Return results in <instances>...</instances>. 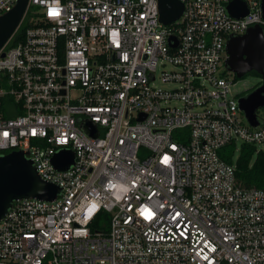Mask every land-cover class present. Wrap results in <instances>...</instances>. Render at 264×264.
I'll list each match as a JSON object with an SVG mask.
<instances>
[{
  "label": "built area",
  "instance_id": "built-area-1",
  "mask_svg": "<svg viewBox=\"0 0 264 264\" xmlns=\"http://www.w3.org/2000/svg\"><path fill=\"white\" fill-rule=\"evenodd\" d=\"M180 1L164 24L158 0H27L0 46V155L23 151L60 192L13 201L0 264H264V188L219 152L264 151V113L247 121L226 65L230 37L264 28L261 0L238 18Z\"/></svg>",
  "mask_w": 264,
  "mask_h": 264
},
{
  "label": "water",
  "instance_id": "water-1",
  "mask_svg": "<svg viewBox=\"0 0 264 264\" xmlns=\"http://www.w3.org/2000/svg\"><path fill=\"white\" fill-rule=\"evenodd\" d=\"M27 0H19L15 8L0 16V46L7 40L17 26ZM160 21L164 24L176 20L183 11L180 0H158ZM264 15V0H261ZM227 9L234 17H243L249 7L245 0H231ZM228 69L238 78L250 71L262 76V83L247 95L239 98L240 109L247 121L258 125V110L264 107V28L257 24L242 35L230 37L227 44ZM53 165L60 170L68 169L74 163V153L62 150L53 157ZM60 192L59 186L45 181L38 173L33 161L23 151H11L0 155V219L4 217L14 200L38 198L54 200Z\"/></svg>",
  "mask_w": 264,
  "mask_h": 264
},
{
  "label": "trees",
  "instance_id": "trees-1",
  "mask_svg": "<svg viewBox=\"0 0 264 264\" xmlns=\"http://www.w3.org/2000/svg\"><path fill=\"white\" fill-rule=\"evenodd\" d=\"M239 78L235 75L234 81ZM231 143L219 150L220 155L228 162H235L238 181L246 187L264 188V151L256 153V146L249 143ZM237 151L239 153L237 154ZM110 214L101 210L90 224L92 230L107 231ZM43 264H49L44 262Z\"/></svg>",
  "mask_w": 264,
  "mask_h": 264
},
{
  "label": "rangeland",
  "instance_id": "rangeland-1",
  "mask_svg": "<svg viewBox=\"0 0 264 264\" xmlns=\"http://www.w3.org/2000/svg\"><path fill=\"white\" fill-rule=\"evenodd\" d=\"M254 1V0H249ZM170 68L169 65L165 67V69ZM162 67H159L158 74H160ZM262 76L255 72L250 71L246 73L243 77L239 78L236 81L235 86H233V93H239L240 96L247 95L250 91L255 89L258 85L262 83ZM156 85L159 87H168L166 83H164L160 78L156 80ZM264 113V107L260 108V115ZM239 151H237V154Z\"/></svg>",
  "mask_w": 264,
  "mask_h": 264
}]
</instances>
